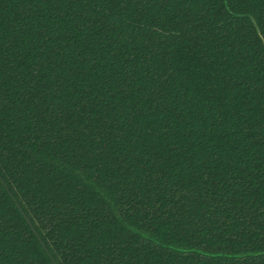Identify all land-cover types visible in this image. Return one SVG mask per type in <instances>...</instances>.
I'll use <instances>...</instances> for the list:
<instances>
[{
    "label": "trees",
    "instance_id": "trees-1",
    "mask_svg": "<svg viewBox=\"0 0 264 264\" xmlns=\"http://www.w3.org/2000/svg\"><path fill=\"white\" fill-rule=\"evenodd\" d=\"M0 264H264V0H0Z\"/></svg>",
    "mask_w": 264,
    "mask_h": 264
},
{
    "label": "water",
    "instance_id": "water-1",
    "mask_svg": "<svg viewBox=\"0 0 264 264\" xmlns=\"http://www.w3.org/2000/svg\"><path fill=\"white\" fill-rule=\"evenodd\" d=\"M29 221V220H28Z\"/></svg>",
    "mask_w": 264,
    "mask_h": 264
}]
</instances>
